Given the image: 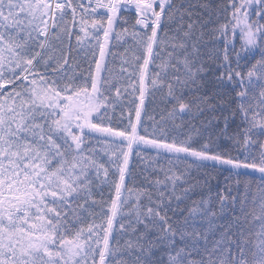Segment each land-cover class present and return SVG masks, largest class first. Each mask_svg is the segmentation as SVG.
Returning <instances> with one entry per match:
<instances>
[{
  "label": "snow or ice",
  "instance_id": "snow-or-ice-1",
  "mask_svg": "<svg viewBox=\"0 0 264 264\" xmlns=\"http://www.w3.org/2000/svg\"><path fill=\"white\" fill-rule=\"evenodd\" d=\"M129 9L136 13L134 30L124 28L116 38L130 35L135 49L125 61L128 67L120 69L127 81L116 86L105 59L115 26L127 22L122 13ZM222 11L225 22L210 37L222 38L224 45L212 77L215 90L185 102L184 90L199 92L209 83L201 79L207 69L201 52L205 33L199 29L206 24L191 19L194 13L181 11L173 0H0V264H157L158 248L166 249L167 264H264V192L250 213L258 222L254 233L245 234L234 216L236 224L219 225L221 238L205 249L206 257L195 259L198 234L186 231L187 218L172 222L168 215L170 210L176 214L172 200L179 202L196 186L181 188L182 195H177V184L187 183L189 173L169 169L163 180L151 181L157 186L155 199L148 189L126 183L134 177V149L139 156L142 146L178 163L191 160L190 167L197 169L236 176L252 170L264 178V140L259 139L264 136V0H227ZM174 21L177 26L170 35L168 26ZM137 26L141 31H135ZM74 29L77 43L91 37L92 56L98 55L80 74L53 43L67 40L70 47ZM257 50L261 58L249 62L248 54ZM169 70H182V75H173L169 82ZM228 86L235 93V110L217 99L228 95ZM158 87L166 88L176 102L167 120L193 108L203 112L201 105L213 111L219 105L227 114L222 111L201 128L192 126L183 139L163 126L150 132L142 111L146 96ZM129 91L133 97L139 94L138 104L133 99L134 108L126 117L121 112L113 126L108 113ZM237 112L244 126L232 130ZM221 122L222 127H214ZM93 138L97 143L102 139L99 151L89 147ZM110 169H115V178L109 177ZM210 178L206 172V186ZM217 198L221 212L226 203L236 201L230 194ZM196 213L216 217L211 208L189 209L190 216ZM234 226L237 231H232ZM125 234L134 239L121 246ZM186 237H192V248ZM249 245L254 249L251 259ZM125 254L131 259H124Z\"/></svg>",
  "mask_w": 264,
  "mask_h": 264
},
{
  "label": "trees",
  "instance_id": "trees-1",
  "mask_svg": "<svg viewBox=\"0 0 264 264\" xmlns=\"http://www.w3.org/2000/svg\"><path fill=\"white\" fill-rule=\"evenodd\" d=\"M63 2V0H59ZM73 3H76V0H73ZM173 3L183 11H191L194 13L191 19L198 20L201 24H206V26L200 28L199 30L205 33L203 37V43L201 44V52L204 59V67L207 69L206 72L201 74V79L208 81V86L205 89L200 90L199 92L192 90H184L182 99L185 102H188L194 97H199L202 95L210 94L214 91V80L212 79L213 74L216 69V65L219 63V56L221 55L220 49L223 48V44L220 42L222 38H217L215 40L210 37L216 35L212 33V29L217 27L218 24L224 23L225 13L222 11V6L227 3V0H173ZM207 5V7H203ZM86 6V5H85ZM79 11V10H78ZM126 19V23H117L115 26V31L113 32L109 46H108V55L106 58V67L112 70L113 80L112 83L116 86H119L121 83H125L128 79L126 74H122L120 69L122 67L127 68L128 64L125 61L130 60L131 53L135 49V42L133 38L125 34L121 39L117 40L116 33L120 32L122 29H128V32H132L133 25L136 20V13L130 11H124L122 13ZM65 19L70 20L71 15L69 13ZM185 21L189 20V17H184ZM177 26V22H172L169 27V34H173L174 29ZM135 31H141V27L137 26ZM78 34L77 30H73V38L69 47L67 40L61 44L60 42H53L55 47L58 50L64 51V54L69 57V64H75V72L80 74L81 72H86L89 68V64L92 63L94 59L98 58L92 56V52L95 49L92 45L95 41L91 40V37H88L86 40H83L80 44L77 43L75 35ZM102 38V33H100ZM240 44L239 41L236 43V50L239 51ZM213 49L216 50L213 53ZM59 52L53 53V55H58ZM114 54V55H113ZM139 54V53H137ZM212 55V59L209 56ZM261 58V52L259 50L254 51L248 54L249 62H254ZM159 63V61H157ZM243 63V61H242ZM54 66V65H53ZM179 67V65H177ZM41 71L44 69L41 68ZM71 71V69H69ZM181 74L175 73L169 70L168 81L171 82V77L173 75ZM167 89L158 87L155 90H150L145 101L144 110L142 111V121L145 126L148 127L149 131L153 130V127L159 129L164 127L166 130H170L169 134L178 136V138L183 139L184 135L189 131L192 126L196 128H201L202 125L206 124L207 121L212 120L214 116H219L223 111L227 114V109L221 108L219 105L216 110H209L206 106L201 105L204 109L203 112H198L195 108L191 113H182L180 117L175 120H167V113L171 110L173 105L176 103L172 98L166 95ZM228 95L222 94L217 99H224L230 105L232 110L236 109V99L235 93L232 91L231 86L227 88ZM180 93L177 92V95ZM138 93L133 97L131 91L122 96L120 103L116 106L114 111H110L108 115L112 118L113 126H116L117 122L121 120V112L124 113L125 117L128 112L134 108L133 99H135V104H138ZM211 103H216V100H212ZM152 117V120H148V117ZM164 116L166 121H162L161 117ZM134 119V112H133ZM123 123H127L125 119ZM175 125H182L180 128H174ZM244 125L241 123L240 114L237 112L235 120L232 123V130H235L236 126ZM214 127H222V122ZM143 134V133H142ZM257 137H254V139ZM260 140H264V136L259 137ZM89 147H95L98 151L102 147V139L100 143H97V138H93L89 142ZM137 149L134 151V154L130 160V169L134 173V177L131 180H126V183L129 187L134 189H148L153 193V198L155 199V192L157 186L153 185L151 181L164 179V172L171 169L176 173H181L187 171L189 175L185 176L187 183L177 184V195H182L180 189L188 187L189 185L195 184L196 186L186 195L182 196V199L178 202L172 200L170 208L176 211L174 215L173 211H169L168 215L172 217V222H183L186 218L189 223L186 228L188 233H193L196 236V250L193 251L192 257L195 259H200L201 257H206L205 249L211 250L214 246L215 241L221 238V233L223 229L218 227L219 225H228L236 224L235 217H239L240 221L245 229V234L248 232L254 233L258 229V222L252 220L251 211L255 208H258L259 198L262 192H264V178L254 176L248 173L241 174L236 176L226 170H211V169H197L195 167H190L193 164V161L188 160L184 162H176L172 160L171 156L157 155L156 151L148 149H138L140 155L137 156ZM253 153L257 149H252ZM237 155L238 153H233ZM102 162H106L107 156L101 154ZM172 160V163L169 161ZM115 169H110L109 177L115 178L112 174ZM210 172L211 178L209 179L208 185L206 186L205 173ZM171 175V172H169ZM199 181V183H197ZM237 181H239L237 183ZM105 198H107L108 186H102ZM161 190H164L161 187ZM217 194L231 195L236 197L235 203H226L224 211L221 212L219 200ZM135 193H133V200ZM99 198V197H97ZM244 201L243 206L241 201ZM201 201H208L207 204H201ZM143 204H147L148 201L145 197L141 198ZM201 207V208H211L212 211L216 212V217L212 218L211 216L204 215L201 216L199 213L189 215V209L192 207ZM243 207V211L241 210ZM247 214V215H246ZM232 231H237L235 226L232 228ZM206 237V240H205ZM129 238L134 239V236L125 234L120 237V245L123 246L125 241ZM254 240L255 237L253 236ZM179 243V240L177 241ZM185 243L189 248L193 246L192 237H186ZM254 250L251 245L246 249V252L249 253L248 258L251 259L250 252ZM166 249L158 248L154 250V259L157 260V264H167V256L165 254ZM198 253V254H197ZM117 259H120L118 256ZM124 259L130 260L127 254H125Z\"/></svg>",
  "mask_w": 264,
  "mask_h": 264
},
{
  "label": "rangeland",
  "instance_id": "rangeland-1",
  "mask_svg": "<svg viewBox=\"0 0 264 264\" xmlns=\"http://www.w3.org/2000/svg\"><path fill=\"white\" fill-rule=\"evenodd\" d=\"M142 147H144V148H148V149H151V148L148 147V146H142ZM151 150H154V149H151ZM154 151H155V150H154ZM243 171L248 172V173H251V174H254V175H259V176H261V174H260L259 172H254V171H252V170H243Z\"/></svg>",
  "mask_w": 264,
  "mask_h": 264
}]
</instances>
